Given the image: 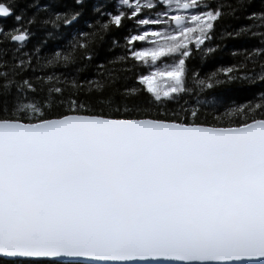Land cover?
<instances>
[{
	"label": "snow or ice",
	"instance_id": "1",
	"mask_svg": "<svg viewBox=\"0 0 264 264\" xmlns=\"http://www.w3.org/2000/svg\"><path fill=\"white\" fill-rule=\"evenodd\" d=\"M73 2L28 15L34 4L0 0V259L264 264V87L243 102L223 95L264 85V8L104 0L63 48L41 55L45 31L27 50L31 26L84 16L89 0ZM237 12L256 23L226 31ZM241 34L258 41L230 53L242 59L194 67L220 47L213 38ZM105 42L122 49L106 62L118 70L92 64Z\"/></svg>",
	"mask_w": 264,
	"mask_h": 264
},
{
	"label": "trees",
	"instance_id": "2",
	"mask_svg": "<svg viewBox=\"0 0 264 264\" xmlns=\"http://www.w3.org/2000/svg\"><path fill=\"white\" fill-rule=\"evenodd\" d=\"M115 0H113V3ZM223 3H234V0H221ZM104 3V0H89L88 6L85 9L84 16L73 26L66 28L63 25L56 30L48 27L46 29H40L37 25L31 26L30 30L35 32V35L29 41L27 45V50H30L36 42H38L43 36L45 31H51L53 33L52 37L47 40V43L44 45L41 55L48 54L54 52L57 48H63L66 45V42L69 36L75 31L76 28L87 30L84 25L85 20H91L95 17L91 13V8L93 5H99ZM29 4H34V7L27 8V14L31 15L34 12H37V9L47 4L51 11H60L65 12L69 9H73L78 7L74 4L73 0H22L20 3V7H27ZM109 9H111L112 5H108ZM264 8V4L260 3V0H253L252 6L249 11H259ZM49 15L48 12L41 11L38 13V18H47ZM245 14L235 13L234 16L226 17L222 22V27L226 31H235L243 26H247L250 23H256V21H249L244 18ZM5 25H10L12 23L11 20L4 21ZM219 32V29L217 30ZM124 33H117L118 36H122ZM220 45L217 51L208 57L202 64L199 59L193 61L194 67H198L201 69V74L211 71L220 65H229L235 61H239L242 59L241 56H236L235 58L230 55L233 50H241V49H251L253 46H257L258 41L256 39L249 38L246 34H241V36L236 39L225 38V39H217L213 38L212 45ZM4 47H13L12 45H4ZM110 44L105 42L99 50L98 56L95 57L92 64L96 63H105V68H113L114 70L119 69V65H108L106 62L114 58L118 55L123 54L122 49L119 47L111 48ZM251 64H249V68H251ZM256 70L259 68L257 66ZM96 71L94 66H89L87 71L82 73V76H91ZM264 87V85H256L253 88H249L247 86H234L233 88L227 90L223 95L225 98V103L228 102L229 99L235 100L236 102H243L244 100L251 98L253 93L257 91L259 88ZM211 98V97H207ZM0 264H4L3 260L0 259Z\"/></svg>",
	"mask_w": 264,
	"mask_h": 264
}]
</instances>
